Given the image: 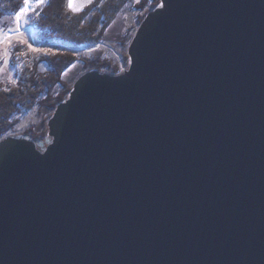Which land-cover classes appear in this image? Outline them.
<instances>
[{
    "label": "water",
    "instance_id": "water-1",
    "mask_svg": "<svg viewBox=\"0 0 264 264\" xmlns=\"http://www.w3.org/2000/svg\"><path fill=\"white\" fill-rule=\"evenodd\" d=\"M127 55L0 140V264H264V0H159Z\"/></svg>",
    "mask_w": 264,
    "mask_h": 264
},
{
    "label": "trees",
    "instance_id": "trees-1",
    "mask_svg": "<svg viewBox=\"0 0 264 264\" xmlns=\"http://www.w3.org/2000/svg\"><path fill=\"white\" fill-rule=\"evenodd\" d=\"M66 2L67 0H47L32 31L42 34L39 37L57 42L59 50L81 49L90 44L109 47V41L104 37V29L124 7L130 6L133 13L131 26L135 28L119 42L125 48L145 15L159 0H95L91 6L76 13L69 10ZM23 5L24 0H0V31H6L13 26ZM14 50L18 51L20 48ZM40 58L38 61L44 63L48 70L39 72L38 62L34 60L16 83L8 80L0 85V140L8 135L21 134L16 129L22 113L35 109L37 115L44 111L50 118L56 106L67 98L73 83L82 74L91 70L117 74L124 67L121 59L114 62L112 58L98 54L89 62H82L83 72L75 81L66 82L61 79V73L76 61L75 56L55 52ZM47 132L46 127L35 128L33 125L23 131L39 139L47 136Z\"/></svg>",
    "mask_w": 264,
    "mask_h": 264
},
{
    "label": "rangeland",
    "instance_id": "rangeland-1",
    "mask_svg": "<svg viewBox=\"0 0 264 264\" xmlns=\"http://www.w3.org/2000/svg\"><path fill=\"white\" fill-rule=\"evenodd\" d=\"M46 2L47 0L42 4H37L35 0H30L28 5L25 6L24 0V13L20 15L19 21L16 19L12 27L6 31H0V85L5 84L8 80L11 83H16L34 60L38 62L39 72L48 70L45 64L40 63L41 61L38 60L41 59L40 57H45L55 52L70 53V55L76 57V61L67 66L61 73V79L66 82L75 81L77 76L83 72L82 65L84 64L82 62L84 60L89 62L94 56H98V54L112 58L114 62L121 59L124 63L123 66H128L127 48L129 44L124 48L119 42L123 41L129 32L135 28L131 26L133 13H131L130 6L124 7L111 20L108 27L104 29V37L109 41V47L90 44L81 49L59 50L57 42L45 37H39L42 34L32 32L36 26L39 12L45 7ZM94 2L95 0H74V3H71V0H67L66 3L67 6L71 3L72 7L68 6V8L70 11L76 13L83 11ZM130 19H132L131 22H129ZM17 47L20 50H14ZM13 53H15V56ZM11 57L13 63H11ZM18 120L19 123L16 130L19 133H23L30 125H33L35 128H47L49 117H47L44 111L37 115L36 110L32 109L31 111L22 113Z\"/></svg>",
    "mask_w": 264,
    "mask_h": 264
},
{
    "label": "snow or ice",
    "instance_id": "snow-or-ice-1",
    "mask_svg": "<svg viewBox=\"0 0 264 264\" xmlns=\"http://www.w3.org/2000/svg\"><path fill=\"white\" fill-rule=\"evenodd\" d=\"M29 2H30V0H25V6H27ZM35 2H36L37 4H42V3L45 2V0H35ZM68 6L71 8V7H72V4L69 3ZM23 13H24V8H21L20 11L17 13V17H16V18H17V21L19 20L20 15L23 14ZM10 31H11V30H10Z\"/></svg>",
    "mask_w": 264,
    "mask_h": 264
},
{
    "label": "bare ground",
    "instance_id": "bare-ground-1",
    "mask_svg": "<svg viewBox=\"0 0 264 264\" xmlns=\"http://www.w3.org/2000/svg\"><path fill=\"white\" fill-rule=\"evenodd\" d=\"M71 3H74V0H71Z\"/></svg>",
    "mask_w": 264,
    "mask_h": 264
}]
</instances>
